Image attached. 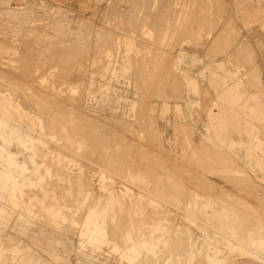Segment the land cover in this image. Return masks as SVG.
<instances>
[{
	"label": "rangeland",
	"instance_id": "rangeland-1",
	"mask_svg": "<svg viewBox=\"0 0 264 264\" xmlns=\"http://www.w3.org/2000/svg\"><path fill=\"white\" fill-rule=\"evenodd\" d=\"M95 2L0 0V264H264L259 70L231 0Z\"/></svg>",
	"mask_w": 264,
	"mask_h": 264
},
{
	"label": "crops",
	"instance_id": "crops-1",
	"mask_svg": "<svg viewBox=\"0 0 264 264\" xmlns=\"http://www.w3.org/2000/svg\"><path fill=\"white\" fill-rule=\"evenodd\" d=\"M54 3L74 12L75 14L80 15H91L96 12L97 5L95 0H52ZM230 18L234 25L240 30L241 34L245 38V42L249 45L248 50V57L250 61L252 62L251 67L247 65V68H258V75L256 76L255 84L257 86V92H253L254 90L252 88L247 89L246 92L253 93L256 95H252V97L255 96L257 99L256 103V114L260 118L261 116H264V110L263 109V103L264 102V53L263 57L259 56L257 50L255 49L256 44H262L263 45V52H264V0H231V11H230ZM255 57V58H254ZM236 58V57H235ZM254 59L257 60L254 64ZM240 61L243 63V59L240 58ZM242 67V66H241ZM226 74L224 77H227ZM249 83V82H248ZM251 83V82H250ZM263 95L261 96V94ZM221 100L224 101V103L235 105L237 103V100H239L238 96L236 95V92L231 89L228 90V92L225 91V93L221 94ZM262 105V106H261ZM249 106V105H248ZM224 107V106H223ZM250 107V106H249ZM222 116L215 117L217 118V123L220 128H218V131L220 133L223 132V129L225 130V134L228 131L227 125H230L232 123H237L238 125L239 121L235 122H229L227 119L225 120V126L224 122L222 120H219L218 118H223L225 114H220ZM246 121V120H245ZM223 126V127H222ZM247 133H250V128L245 129ZM254 136V135H253ZM254 138V137H253ZM261 143L257 144H248L247 145V156L249 157H255L256 156V149L261 148ZM234 144H232L233 146ZM240 146V144H238ZM256 164H259V161H255ZM260 166V165H259ZM262 167V166H260Z\"/></svg>",
	"mask_w": 264,
	"mask_h": 264
},
{
	"label": "bare ground",
	"instance_id": "bare-ground-1",
	"mask_svg": "<svg viewBox=\"0 0 264 264\" xmlns=\"http://www.w3.org/2000/svg\"><path fill=\"white\" fill-rule=\"evenodd\" d=\"M27 5H28V4H27ZM27 8H28V7H27ZM40 9H41V8H40ZM26 10H27V9H26ZM11 11H12V10H11ZM14 12L19 13L20 11H15V10H14ZM14 12H12V13H14ZM173 12H174V11H173ZM6 13H7V12H6ZM9 13H10V12H9ZM163 13H164V12H163ZM7 15H8V14H7ZM14 16H15V13H14ZM16 16H17V14H16ZM40 16H41V15H40ZM55 16H56V15H55ZM39 18H40V17H39ZM41 18H42V17H41ZM56 18H57V17H56ZM36 19H37V17H36ZM42 19H44V18H42ZM33 21H34V20H33ZM39 21H40V19H39ZM27 22H28V21H27ZM28 23H29V22H28ZM57 25H58V24H57ZM52 26H53V25H52ZM65 30H66V29H65ZM65 30H63V31H65ZM57 31H58V30H57ZM63 31H62V33H63ZM60 32H61V31H60ZM3 34H4V33H3ZM56 36H57V35H56ZM10 37H11V36H10ZM23 37H24V36H23ZM35 38H36V37H35ZM51 41H52V40H51ZM67 41H68V40H67ZM75 41H77V40H75ZM3 42H4V41H3ZM22 43H23V42H22ZM6 44H7V43H6ZM77 46H78V45H77ZM39 47H40V46H39ZM66 49H67V47H66ZM76 50H77V49H76ZM78 51H79V50H78ZM78 56H79V55H78ZM52 57H53V56H52ZM69 57H70V56H69ZM61 58H62V57H61ZM75 58H76V57H75ZM70 59H71V58H70ZM59 60H60V59H59ZM15 61H16V60H15ZM68 62H69V60H68ZM80 62H81V61H80ZM64 63H65V62H64ZM53 64H54V62H53ZM66 64H67V63H66ZM27 65H28V64H27ZM37 65H38V64H37ZM62 65H63V64H62ZM67 65H68V64H67ZM23 66H24V65H23ZM17 67H18V66H17ZM26 67H27V66H26ZM52 67H53V66H52ZM30 68H31V67H30ZM48 68H51V67H48ZM66 68H67V67H66ZM81 68H82V67H81ZM27 70H28V69H27ZM30 70H31V69H30ZM77 70H78V68H77ZM41 71H42V70H41ZM61 71H62V69H61ZM22 72H23V71H22ZM31 72H32V71H31ZM19 73H20V72H19ZM67 73H68V72H67ZM28 74H29V73H28ZM60 74H61V73H60ZM69 74H70V73H69ZM79 74H80V73H79ZM5 75H6V73H5ZM71 75H72V74H71ZM71 75H70V76H71ZM6 76H7V75H6ZM38 76H39V75H38ZM21 77H22V76H21ZM54 77H55V76H54ZM71 77H72V76H71ZM59 79H60V78H59ZM28 80H29V79H28ZM54 80H55V79H54ZM25 83H26V82H25ZM54 83H55V82H54ZM55 84H56V83H55ZM72 84H73V83H72ZM54 86H55V85H54ZM57 86H59V85H57ZM16 88H17V87H16ZM51 88H52V87H51ZM31 92H32V91H31ZM33 95H34V94H33ZM18 96H19V94H18ZM12 98H13V97H12ZM19 98H20V97H19ZM12 100H13V99H12ZM14 100H17V99H14ZM19 100H20V99H19ZM19 100H18V103H19ZM55 101H56V100H55ZM14 102H15V101H14ZM20 102H21V101H20ZM45 102H46V101H45ZM18 103H17V104H18ZM49 103H50V102H49ZM28 104H29V103H28ZM26 105H27V104H26ZM51 105H52V104H51ZM64 105H65V104H64ZM21 106H23V105H21ZM59 107H60V106H59ZM65 107H66V106H65ZM31 108H32V107H31ZM51 108H52V106H51ZM51 108H50V109H51ZM63 108H64V107H63ZM29 109H30V108H29ZM45 109H46V108H45ZM55 109H56V108H55ZM30 110H31V109H30ZM53 110H54V109H53ZM60 110H61V109H60ZM63 110H64V109H63ZM28 111H29V110H28ZM67 112H68V111H67ZM28 113H29V112H28ZM39 113H40V112H39ZM41 113H42V112H41ZM46 113H47V112H46ZM49 113H50V112H49ZM69 113H70V112H69ZM37 114H38V113H37ZM59 114H60V113H59ZM59 114H58V115H59ZM62 114H64V113H62ZM54 115H55V114H54ZM36 116H37V115H36ZM42 116H43V115H42ZM48 116H49V115H48ZM48 116H46V117H48ZM50 116H51V115H50ZM0 117H1V116H0ZM53 117H54V116H53ZM42 118H43V117H42ZM44 118H45V116H44ZM44 118H43V119H44ZM59 118H60V117H59ZM53 119H54V118H53ZM2 120H3V119H2ZM7 121H8V120H6V123H7ZM51 121H52V120H51ZM57 121H59V120H57ZM47 122H49V121H47ZM59 122H60V121H59ZM44 123H45V122H44ZM44 123H43V124H44ZM60 124H61V123H60ZM12 125H13V124H12ZM47 125H48V124H47ZM47 125H46V126H47ZM57 125H58V124H57ZM15 126H16V125H15ZM15 126H14V127H15ZM63 126H64V125H63ZM66 126H67V125H66ZM44 127H45V126H44ZM59 127H60V126H59ZM59 127H58V131H59ZM53 128H54V127H53ZM65 128H66V127H65ZM18 129H19V128H18ZM45 129H46V128H45ZM48 129H49V127H48ZM66 129H67V128H66ZM66 129H65V130H66ZM65 132H66V131H65ZM69 132H70V131H69ZM76 132L78 133V131H76ZM22 133H23V132H22ZM45 133H46V132H45ZM48 133H49V132H48ZM54 133H55V132H54ZM23 134H24V133H23ZM30 134H31V133H29V136H30ZM58 134H59V133H58ZM86 135H87V134H86ZM50 136H51V135H50ZM87 136H88V135H87ZM31 137H32V136H31ZM68 137H69V136H68ZM87 138H88V137H87ZM37 139H39V138H37ZM58 139H59V138H58ZM43 140H44V139H43ZM43 140H40V142L43 141ZM33 144H34V143H33ZM47 144H48V143H47ZM43 145H44V143H43ZM45 145H46V143H45ZM66 146H67V145H66ZM50 147H51V146H50ZM55 147H56V146H55ZM57 148H58V147H57ZM50 149H51V148H50ZM65 149H66V148H65ZM68 149H69V148H68ZM47 150H48V149H47ZM66 150H67V149H66ZM71 151H72V150H71ZM71 151H69V152H71ZM50 152H51V151H50ZM61 156H62V155H61ZM47 158H48V157H47ZM103 159H104V158H103ZM101 160H102V159H101ZM101 160H100V162H101ZM106 161H107V160H106ZM45 162H46V161H45ZM45 162H44V163H45ZM91 162H92V161H91ZM101 163H102V162H101ZM45 165H47V164H45ZM0 166H1V165H0ZM36 167H38V166H36ZM44 167H45V166H44ZM47 167H48V166H47ZM49 167H50V166H49ZM39 168H41V167H39ZM39 168L37 169V170H38V173H40ZM78 168H79V167H78ZM3 171H4V170H3ZM56 171H57V170H56ZM38 173H37V174H38ZM52 174H53V173H52ZM52 174H50V175H52ZM38 175H39V174H38ZM55 175H56V174H55ZM59 175H60V174H59ZM188 175H189V174H188ZM42 177H43V175H42ZM69 177H70V176H69ZM72 177H73V176H72ZM108 177H109V176H108ZM191 177H192V176H191ZM195 177H196V176H195ZM198 177H200V176H198ZM26 178H27V177H26ZM40 178H41V177H40ZM51 178H52V177H51ZM196 178H197V177H196ZM202 178H203V177H202ZM236 178H238V177H236ZM236 178H235V179H236ZM21 179H22V178H21ZM74 179H75V178H74ZM233 179H234V178H233ZM235 179H234V180H235ZM238 179H239V178H238ZM238 179H237V180H238ZM27 180H28V179H27ZM34 180H35V177H34ZM45 180H46V179H45ZM188 180H189V179H188ZM188 180H187V181H188ZM31 181H32V180H31ZM31 181H30V183H33V182H31ZM195 181H196V180H195ZM229 181H230V180H229ZM25 182H26V181H25ZM28 182H29V181H28ZM28 182H27V183H28ZM37 182H38V181H37ZM115 182H116V181H115ZM204 182H205V181H204ZM35 183H36V181L34 182V185H35ZM116 183H117V182H116ZM190 183H191V182H190ZM17 184H18V183H17ZM38 184H40V183H38ZM38 184H37V185H38ZM44 184H45V182H44ZM44 184H43V185H44ZM236 184H237V183H236ZM238 184H239V183H238ZM22 185H25V184H22ZM164 185H165V184H164ZM239 185H240V184H239ZM26 186H27V185H26ZM197 186H198V185H197ZM241 186H242V185H241ZM43 187H45V186H43ZM47 187H48V186H47ZM117 187H118V186H117ZM205 187H206V186H205ZM238 187H239V186H238ZM51 188H52V185H51ZM212 188H213V187H212ZM239 188H240V187H239ZM37 189H38V188H37ZM37 189L35 188V190H37ZM43 189H44V188H43ZM43 189H42V190H43ZM64 189H65V188H64ZM73 189H74V188H73ZM2 190H3V189H2ZM46 190H47V189H46ZM65 190H66V189H65ZM30 191H31V189H30ZM47 191H48V190H47ZM72 191H73V190H72ZM180 191H181V190H180ZM186 191H187V190H186ZM37 192H38V191H37ZM37 192H36V193H37ZM22 193H23V192H22ZM24 193H25V192H24ZM31 193H32V192H31ZM41 193H42V191H41ZM25 194H26V193H25ZM38 194H39V193H38ZM73 194H74V193H73ZM139 194H140V193H139ZM94 197H95V196H94ZM198 198H199V197H198ZM131 199H132V198H131ZM150 199H151V198H150ZM196 199H197V198H196ZM103 200H104V199H103ZM105 200H106V199H105ZM192 200H193V199H192ZM192 200H191V201H192ZM162 201H163V200H162ZM23 202H24V201H23ZM100 202H101V201H100ZM100 202H99V203H100ZM159 202H160V201H159ZM193 202H194V201H193ZM246 202H247V201H246ZM102 203H103V202H102ZM102 203H100V204H102ZM111 203H112V202H111ZM161 203H162V202H161ZM98 205H99V204H98ZM102 205H103V204H102ZM162 205H163V204H162ZM189 205H190V204H189ZM194 205L196 206V204H194ZM100 206H101V205H99L98 207L100 208ZM163 206L165 207V205H163ZM163 206H162V207H163ZM211 206H212V205H211ZM58 207H59V206H58ZM71 207H72V206H71ZM71 207H70V208H71ZM77 207H78V206H77ZM96 207H97V206H96ZM107 207H108V206H107ZM99 208H98V209H99ZM121 208H122V207H121ZM197 208H198V207H197ZM75 209H76V208H75ZM110 209H111V208H110ZM161 209H162V208H161ZM163 209H164V208H163ZM188 209H189V208H188ZM194 209H195V208H194ZM23 210H24V209H23ZM56 210H57V209H56ZM106 210H107V209H106ZM119 210H120V209H119ZM78 211H79V210H78ZM98 211H99V210H98ZM113 211H114V210H113ZM161 211H162V210H161ZM189 211H190V210H189ZM96 212H97V211H96ZM105 212H106V211H105ZM120 212H121V211H120ZM126 212H127V211H126ZM27 213H28V212H27ZM166 213H167V212H166ZM110 214H111V212H110ZM115 214H116V213H115ZM143 214H144V213H143ZM155 214H156V213H155ZM119 215H120V214H119ZM124 215H125V214H124ZM130 215H131V214H130ZM31 216H32V215H31ZM107 216H108V215H107ZM144 216H145V215H144ZM201 216H202V215H201ZM95 217H96V216H95ZM132 217H133V216H132ZM202 217H203V216H202ZM97 218H98V216H97ZM119 218H120V217H119ZM122 218H123V217H122ZM140 218H141V217H140ZM223 218H225V217H223ZM30 219H31V218H30ZM92 219H93V218H92ZM95 219H96V218H95ZM129 219H130V218H129ZM134 219H135V218H134ZM197 219H198V218H197ZM197 219H195V220H197ZM200 219H201V218H200ZM240 219H241V218H240ZM103 220L105 221V219H103ZM138 220H139V219H138ZM145 220H146V219H145ZM225 220H226V219H225ZM126 221H127V220H126ZM131 221H132V220H131ZM188 221H189V220H188ZM192 221H194V220H192ZM85 222H88V221H85ZM106 222H108V221H106ZM128 222H129V221H128ZM148 222H149V221H148ZM185 222H186V221H185ZM198 222H199V221H198ZM239 222H240V221H239ZM241 222H242V221H241ZM94 223H95V222H94ZM97 223H98V222H97ZM97 223H96V224H97ZM104 223H105V222H104ZM120 223H121V222H120ZM132 223H133V222H132ZM138 223H139V222H138ZM203 223H204V222H203ZM242 223H243V222H242ZM85 224H86V223H85ZM85 224H84V225H85ZM96 224H95V226H96ZM187 224H188V223H187ZM195 224H196V223H195ZM199 224H200V223H199ZM93 225H94V224H93ZM162 225H163V224H162ZM162 225H161V226H162ZM165 225H166V224H165ZM204 225H205V223H204ZM212 225H213V224H212ZM239 225H240V224H239ZM95 226H93V227H95ZM123 226H124V225H123ZM146 226H147V224H146ZM161 226H160V227H161ZM199 226H200V225H199ZM236 226H237V225H236ZM83 227H84V226H83ZM103 227H104V226H103ZM119 227H120V226H119ZM165 227H166V226H165ZM215 227H216V226H215ZM227 227H229V226H227ZM246 227H247V226H246ZM105 228H106V227H105ZM110 228H111V226H110ZM122 228H123V227H122ZM127 228H128V227H127ZM158 228H159V227H158ZM203 228H204V227H203ZM103 229H104V228H103ZM111 229H112V228H111ZM111 229H110V230H111ZM131 229H132V228H131ZM137 229H138V227H137ZM140 229H141V228H140ZM162 229H163V227H162ZM206 229H208V228H206ZM211 229H212V228H211ZM219 229H220V228H219ZM225 229H226V228H225ZM104 230H105V229H104ZM202 230H203V229H202ZM202 230H201V231H202ZM227 230H228V229H227ZM180 231H182V230H180ZM203 231H204V230H203ZM210 231L213 232L212 230H210ZM214 231H216V228H214ZM204 232H205V231H204ZM207 232H208V231H207ZM223 232H226V230L223 231ZM223 232H221V233H223ZM105 233H107V229H106ZM127 233H128V232H127ZM129 233H131V232H129ZM140 233H141V232H140ZM205 233H206V232H205ZM214 233H215V232H214ZM244 233H245V232H244ZM89 234H90V233H89ZM107 234H108V233H107ZM124 234H125V233H124ZM142 234H143V232H142ZM146 234H147V233H146ZM210 234H211V233H210ZM235 234H236V233H235ZM240 234H241V233H240ZM240 234H239V235H240ZM125 235H126V237H127L128 234H125ZM131 235H133V232H132ZM138 235H139V233H138ZM144 235H145V234H144ZM156 235H157V234H156ZM161 235H162V234H161ZM169 235H171V234H169ZM230 235H231V234H230ZM105 236H106V235H105ZM133 236H135V235H133ZM140 236H141V235H140ZM205 236H206V235H205ZM205 236H204V237H205ZM211 236H212V235H211ZM217 236H218V235H217ZM219 236H221V235H219ZM242 236H243V235H242ZM106 237H107V236H106ZM158 237H159V236H158ZM168 237H169V236H168ZM233 237H234V236H233ZM108 238H109V237H108ZM131 238H132V240H133V237H132V236H131ZM150 238H151V237H150ZM169 238H170V237H169ZM175 238H176V237H175ZM193 238H194V237H193ZM206 238H208V237L206 236ZM209 238H210V237H209ZM211 238H212V237H211ZM223 238H225V236H223ZM226 238H227V237H226ZM226 238H225V239H226ZM235 238H236V237H235ZM14 239H15V238H14ZM144 239H145V238H144ZM144 239H143V240H144ZM152 239H153V238H152ZM152 239H151V240H152ZM154 239H155V238H154ZM170 239H171V238H170ZM176 239H177V238H176ZM218 239H219V237H218ZM218 239H217V240H218ZM229 239H230V237H229ZM130 240H131V239H130ZM160 240H161V239H160ZM171 240H172V239H171ZM190 240H191V239H190ZM206 240H207V239H206ZM213 240H214V239H213ZM213 240H212V241H213ZM215 240H216V239H215ZM219 240H221V239H219ZM233 240H234V239H233ZM156 241H157V240H156ZM183 241H184V240H183ZM187 241H188V239H187ZM209 241H210V240H208V242H209ZM226 241L228 242V238L226 239ZM230 241H232V239H230ZM230 241H229V242H230ZM131 242H133V241H131ZM131 242H130V243H131ZM139 242H141V241H139ZM144 242H145V241H144ZM217 242H218V243H217ZM217 242L215 241V243L219 245V243H220L221 241H220V242L217 241ZM234 242H235V241H233V243H234ZM237 242H238V241H237ZM244 242H245V241H244ZM248 242H249V241H248ZM7 243H8V242H7ZM7 243H6V244H7ZM136 243H138V241H137ZM160 243H161V241H160ZM160 243H159V244H160ZM189 243H191V242H189ZM211 243H212V242H211ZM215 243H214V244H215ZM233 243H232V245L234 246L235 244H233ZM235 243H236V242H235ZM238 243H239V242H238ZM122 244H123V243H122ZM127 244H128V243H127ZM162 244H164V243H162ZM186 244H187V243H186ZM192 244H194L193 241H192ZM201 244H202V243H201ZM247 244H248V243H247ZM250 244H251V243H250ZM262 244H264V243L262 242ZM123 245H124V244H123ZM123 245H121V247H122ZM125 245H126V244H125ZM134 245H135V244H134ZM132 246H133V245H132ZM153 246H154V245H153ZM160 246H161V245H160ZM165 246H166V245H165ZM201 246H203V245H201ZM220 246H221V244L219 245V247H220ZM222 246H223V245H222ZM228 246H229V243H228ZM238 246H239V244H238ZM259 246H260V245H259ZM261 246H262V245H261ZM8 247H9V246H8ZM117 247H118V246H117ZM121 247H120V249H121ZM123 247H125V246H123ZM128 247H129V246H128ZM154 247L156 248V246H154ZM174 247H175V245H174ZM226 247H227V246H226ZM241 247H242V246H241ZM125 248H126V247H125ZM137 248H138V247H137ZM148 248H149V247H148ZM151 248H152V247H151ZM192 248H193V247H192ZM196 248H197V246H196ZM199 248L201 249V247H199ZM235 248H236V247H235ZM242 248H245V247H242ZM263 248H264V247H263ZM138 249H139V248H138ZM138 249H137V250H138ZM149 249H150V248H149ZM183 249H184V248H183ZM200 249H197V250H200ZM202 249H203V247H202ZM202 249H201V250H202ZM121 250H122V249H121ZM156 250H157V248H156ZM242 250H243V249H242ZM122 251H123V250H122ZM142 251H143V250H142ZM151 251H152V253H153V250H151ZM185 251H187V250H185ZM189 251H190V250H189ZM244 251H246V249H245ZM247 251H248V249H247ZM120 252H121V251H120ZM136 252H137V251H136ZM155 252H156V251H154V253H155ZM204 252H206V251H204ZM253 252H254V251H253ZM253 252H252V250H251V253H252V254H254ZM257 253H258V252H257ZM257 253H256V256L259 255V254H257ZM132 254H133V253H132ZM140 255H141V254H140ZM208 255H209V254H208ZM242 256H243V255H242ZM262 256H264V255H262ZM138 257H139V256H138ZM258 257H259V256H258ZM258 257H257V259H258ZM260 257H261V256H260ZM260 257H259V258H260ZM214 258H215V257H214ZM165 259H166V258H165ZM260 259H262L261 261H264V260H263L264 257H262V258H260ZM215 260H216V259H215ZM248 260H249V259H248ZM253 260H254V259H253ZM253 260H252V262H253ZM132 261H133V260H132ZM210 261H211V260H210ZM220 261H222V260H220ZM137 262H138V261H137ZM139 262H140V261H139ZM143 262H144V261H143ZM211 262H212V261H211ZM211 262H210V263H211ZM129 263H130V262H129ZM133 263H134V262H133ZM255 263H256V262H255ZM136 264H137V263H136ZM161 264H162V261H161ZM169 264H170V263H169ZM221 264H223V263H221ZM256 264H257V263H256ZM259 264H260V262H259Z\"/></svg>",
	"mask_w": 264,
	"mask_h": 264
}]
</instances>
